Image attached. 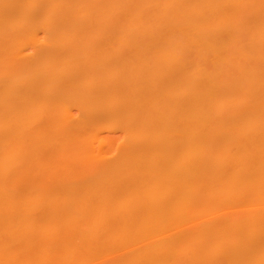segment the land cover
<instances>
[{"label": "bare ground", "instance_id": "obj_1", "mask_svg": "<svg viewBox=\"0 0 264 264\" xmlns=\"http://www.w3.org/2000/svg\"><path fill=\"white\" fill-rule=\"evenodd\" d=\"M0 264H264V0H0Z\"/></svg>", "mask_w": 264, "mask_h": 264}]
</instances>
